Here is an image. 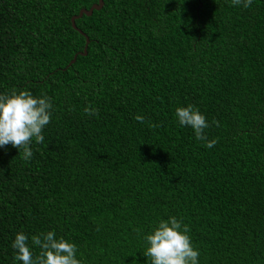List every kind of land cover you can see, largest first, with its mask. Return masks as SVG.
I'll use <instances>...</instances> for the list:
<instances>
[{"label":"trees","instance_id":"obj_1","mask_svg":"<svg viewBox=\"0 0 264 264\" xmlns=\"http://www.w3.org/2000/svg\"><path fill=\"white\" fill-rule=\"evenodd\" d=\"M97 2L0 0V93L53 104L30 160L0 149V264L49 230L82 264H147L170 215L200 264H264V0H103L74 30ZM188 104L211 148L176 124Z\"/></svg>","mask_w":264,"mask_h":264},{"label":"clouds","instance_id":"obj_2","mask_svg":"<svg viewBox=\"0 0 264 264\" xmlns=\"http://www.w3.org/2000/svg\"><path fill=\"white\" fill-rule=\"evenodd\" d=\"M233 6L248 8L253 0H231ZM53 104L47 95L36 96L29 90H12L0 93V149L11 145L22 149V158L33 157L31 145L44 141L43 130L52 119ZM85 113L95 114L97 109L85 108ZM178 126L189 127L198 141L211 148L215 139L208 140L205 129L209 127L205 115L192 104L178 106L174 110ZM136 120L143 122L144 117L137 115ZM3 170H0L2 173ZM145 245L141 253L147 264H200V250L192 243L189 227L181 219L170 215L160 219L142 237ZM14 249L13 264H82L78 258V246L70 240L57 236L54 230L29 236L17 232L11 240ZM39 247V254L33 248Z\"/></svg>","mask_w":264,"mask_h":264},{"label":"water","instance_id":"obj_3","mask_svg":"<svg viewBox=\"0 0 264 264\" xmlns=\"http://www.w3.org/2000/svg\"><path fill=\"white\" fill-rule=\"evenodd\" d=\"M103 6V0H98L97 3L93 4L89 9H82L79 11L78 15H75L71 18V24H72V27L74 28V30L78 31L79 33L83 34V32L81 30H79L76 25H75V21L77 19H80L83 15L85 16H91L93 11L94 10H100ZM86 42L88 43V38L86 39ZM86 50H87V45L85 46L84 48V52H83V55H86ZM76 57V56H75ZM75 57L74 59L71 61V63L74 62L75 60ZM70 63V64H71Z\"/></svg>","mask_w":264,"mask_h":264}]
</instances>
